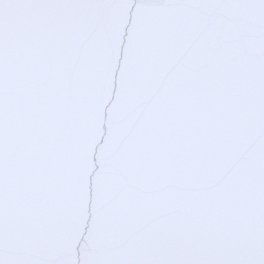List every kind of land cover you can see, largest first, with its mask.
<instances>
[{
    "label": "snow or ice",
    "instance_id": "obj_1",
    "mask_svg": "<svg viewBox=\"0 0 264 264\" xmlns=\"http://www.w3.org/2000/svg\"><path fill=\"white\" fill-rule=\"evenodd\" d=\"M0 264H264V0H0Z\"/></svg>",
    "mask_w": 264,
    "mask_h": 264
}]
</instances>
